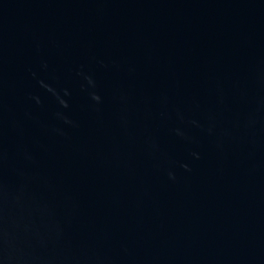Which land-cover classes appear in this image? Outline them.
<instances>
[{"label":"water","instance_id":"95a60500","mask_svg":"<svg viewBox=\"0 0 264 264\" xmlns=\"http://www.w3.org/2000/svg\"><path fill=\"white\" fill-rule=\"evenodd\" d=\"M0 264H264V0H0Z\"/></svg>","mask_w":264,"mask_h":264}]
</instances>
